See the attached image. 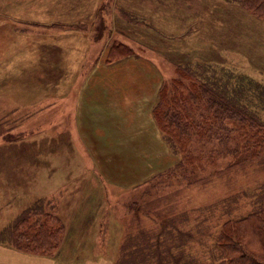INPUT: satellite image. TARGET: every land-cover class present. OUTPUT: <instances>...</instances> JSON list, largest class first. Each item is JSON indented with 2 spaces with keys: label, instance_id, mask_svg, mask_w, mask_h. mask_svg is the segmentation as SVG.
Instances as JSON below:
<instances>
[{
  "label": "rangeland",
  "instance_id": "1",
  "mask_svg": "<svg viewBox=\"0 0 264 264\" xmlns=\"http://www.w3.org/2000/svg\"><path fill=\"white\" fill-rule=\"evenodd\" d=\"M106 20L112 27L95 44ZM119 44L159 67L163 83L180 76L172 58L188 57L264 87V20L225 0H0V261L14 250L58 264H121L123 256L132 264H227L217 246L223 225L262 204L259 162L227 169L232 159L221 158L173 174L165 166L134 188L102 178L77 131V92L93 57ZM75 50L86 58L73 69ZM84 208L95 214L89 223L75 218ZM28 209L33 220L51 214L63 224L52 254L17 249L13 227Z\"/></svg>",
  "mask_w": 264,
  "mask_h": 264
},
{
  "label": "trees",
  "instance_id": "2",
  "mask_svg": "<svg viewBox=\"0 0 264 264\" xmlns=\"http://www.w3.org/2000/svg\"><path fill=\"white\" fill-rule=\"evenodd\" d=\"M225 1L264 20V0ZM159 33L162 45L168 42L163 32ZM133 53L125 44L113 45L106 64L122 61ZM172 59L180 76L170 84H162L152 109L163 140L177 159L165 172L173 174L189 167L193 172L205 171L206 166H215L221 158L232 159L227 169L253 162L264 164V87L248 77L219 71L217 68L223 66L220 63L194 62L188 57ZM249 92L252 94L247 95ZM3 133L0 125V136ZM261 203L248 216L223 225L217 246L227 264H264V198ZM31 212L28 209L13 227L17 249L50 255L60 247L64 226L51 214L33 220ZM125 261L123 256L121 264L130 263Z\"/></svg>",
  "mask_w": 264,
  "mask_h": 264
},
{
  "label": "crops",
  "instance_id": "3",
  "mask_svg": "<svg viewBox=\"0 0 264 264\" xmlns=\"http://www.w3.org/2000/svg\"><path fill=\"white\" fill-rule=\"evenodd\" d=\"M108 26L112 27L107 20L96 25L95 44L102 39L99 31L103 34ZM108 50L105 46L93 57L96 62L77 92V131L91 150L102 178L112 185L134 188L143 183L148 172H160L172 164L168 150L161 152L165 144L152 115L163 76L159 67L142 56L107 65L103 60ZM85 58L75 50L68 59L70 68ZM85 209L75 218L89 223L95 214ZM11 252L14 256L8 253L9 257H1L0 264H58L54 259Z\"/></svg>",
  "mask_w": 264,
  "mask_h": 264
}]
</instances>
